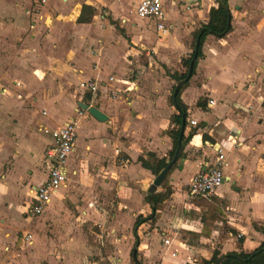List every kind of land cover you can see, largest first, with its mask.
Segmentation results:
<instances>
[{
    "label": "crops",
    "instance_id": "crops-1",
    "mask_svg": "<svg viewBox=\"0 0 264 264\" xmlns=\"http://www.w3.org/2000/svg\"><path fill=\"white\" fill-rule=\"evenodd\" d=\"M138 1L118 10V1L102 0V17L90 0H45L42 6L37 0H0V264H83L95 252L107 264H200L214 250L248 253L264 241V123L258 109L264 80L256 79L264 75V0H248L259 12L251 18L236 8L244 0H227L230 31L221 39L204 38L193 75L179 90L181 82L164 71L191 54L213 0H161L167 33L160 38L154 20L135 17ZM82 6L92 9L87 22L77 21L86 16ZM139 38L154 43L155 59L146 64L134 44ZM86 80L96 81L94 96L78 88ZM174 90L185 108L178 137L191 136L180 146L165 186L149 193L157 175L137 160L164 159L167 165L175 155L169 159V132L177 128ZM79 105L106 119L95 120ZM70 120H76V137L65 185L40 216L29 218V191L45 178V168L34 161L43 164L51 143L42 130ZM217 153L223 182L197 204L187 198V185ZM152 194L162 195L153 221L133 228L136 217L152 215ZM208 204L219 208L210 227ZM21 228L32 234L25 242L31 246L27 257L4 247ZM48 229L52 237L40 238Z\"/></svg>",
    "mask_w": 264,
    "mask_h": 264
},
{
    "label": "built area",
    "instance_id": "built-area-1",
    "mask_svg": "<svg viewBox=\"0 0 264 264\" xmlns=\"http://www.w3.org/2000/svg\"><path fill=\"white\" fill-rule=\"evenodd\" d=\"M181 3L184 4L183 0ZM45 0H37V5L42 6ZM185 8L188 7L185 5ZM106 13L104 12L103 15ZM102 15V17H103ZM134 15L138 19L154 20L155 31L159 38L167 33L164 24V14L161 0H139L134 6ZM112 80V78H109ZM78 88L83 92L94 96L97 91V83L94 80H86L78 84ZM2 91V88L0 87ZM212 105V101H208ZM259 121L264 123V97L258 103ZM193 124V122H190ZM51 138V143L43 155L45 178L42 183L30 189L26 215L29 218L40 216L51 199L64 187L66 182V160L73 151L76 137L75 121L70 120L53 131L42 130ZM222 155L217 153L211 162L200 164L197 171L190 178L186 189L187 198L191 201L206 199L214 196L223 182ZM121 165L126 161L121 160ZM163 245H168V240L162 241ZM174 254H172L173 256Z\"/></svg>",
    "mask_w": 264,
    "mask_h": 264
},
{
    "label": "trees",
    "instance_id": "trees-1",
    "mask_svg": "<svg viewBox=\"0 0 264 264\" xmlns=\"http://www.w3.org/2000/svg\"><path fill=\"white\" fill-rule=\"evenodd\" d=\"M214 7H211L208 11V19L207 22L202 25L197 33L194 36V42H196V46L193 48V51L191 54L186 58L181 60V65L186 68V71L184 74L177 75L175 77V74H172L170 78L172 80H175L176 82H181V84L178 86V90L186 84L187 80L193 75L196 62L199 58H201V45L203 43L204 38L207 35H211L217 39L223 38L229 31H230V25H229V12L227 8V0H213ZM86 11V12H85ZM81 12H85L86 16L78 18V22H87L90 19V14L92 12V9L87 6H82ZM171 105L176 109L177 115L173 118V123L176 125V129L169 132V135L172 139V150L169 153V159L172 158L176 146H177V139L178 134L180 131V120L185 118V108L180 103V100L178 98V93L175 94L174 97H170ZM191 136V132L187 135V140ZM185 138H181L180 140V146L185 143ZM147 158H152L150 155H147ZM179 156V153H178ZM141 167L150 171L152 175H157L165 166V160H155L153 159L151 162H149L147 159L139 158L137 160ZM167 179V175L163 179L161 186H165ZM162 195H155L152 194L149 197V204L151 208L152 215H150L148 218H141L140 216L136 217L133 228H136L140 224L146 222V221H153L154 218V210L155 205L158 201H160V198ZM211 198V197H210ZM199 204V201L196 202ZM207 206V213L208 216L205 220H207L208 227L211 226V223L213 221L212 218V212L213 211H219V208L217 205H211L208 204ZM205 224L203 225V229H205ZM203 231V230H202ZM203 235V234H202ZM135 249V243L134 247L130 252V256L133 258V252ZM135 254V253H134ZM132 264L135 263L134 260H132ZM200 264H264V241L259 244L255 249L248 253L244 252H228L225 254H219L217 250H214L211 253V256L208 260H201Z\"/></svg>",
    "mask_w": 264,
    "mask_h": 264
},
{
    "label": "rangeland",
    "instance_id": "rangeland-1",
    "mask_svg": "<svg viewBox=\"0 0 264 264\" xmlns=\"http://www.w3.org/2000/svg\"><path fill=\"white\" fill-rule=\"evenodd\" d=\"M111 1H118L117 2V5H116V8L118 10H120V9L121 10L129 9L130 6L128 4L130 3V1L132 2V0H108V2H111ZM90 2L93 3V5H95V6L98 7L96 9L94 8V14L95 15H97V13L100 14V12H101V15H103L104 12L107 13V10L102 7L103 6L102 5V0L101 1L100 0H90ZM235 4H236V8H237L238 11H241L242 9H244V11L246 12L245 17H247V18H251L252 16H254V14H258L259 13L258 10H257V7H254V5L252 4V2H248V0H244L241 3L238 2V3H235ZM91 14H92V12H91ZM85 15H86V13H85ZM106 15L107 14H105L103 16L106 17ZM135 20H136V18L132 14L131 17H130V21L135 22ZM114 24H115V27H116V30L117 31H119V30L120 31H123V29H121L119 27L118 21L117 22L115 21ZM103 28H105V26H103ZM170 31L168 30V32H170ZM123 34H124V31H123ZM138 35L139 34H136V36H138ZM123 37L126 38L127 37L126 34L123 35ZM126 40L129 43V38L128 37L126 38ZM153 40L155 42V36H154ZM134 44L136 45V49L139 51L138 56H139V61L141 63L146 64L147 58H153V59H155V55L151 53V48H153L154 43H153V45H151V44H149V42L146 41V39L139 38V40L137 41V43L134 41ZM91 51H92V49L89 50V52H91ZM146 53H149V57L148 56L147 57L145 56ZM90 54L91 55H95V52L93 51V53L91 52ZM82 60H83L82 63H84V64H86L87 61H88L85 57H82ZM181 60H183V59H181ZM250 62H253V61L250 60ZM79 64H81V63H79ZM231 64L233 66L232 69L238 70L240 67H242L244 69L243 66L237 65L235 63H231ZM185 71H186V68L183 67L181 65V62H180V64H178L177 67H174V68L171 67L169 70H167V71L165 70L164 72L166 73V75H169V73L172 72L173 74H175V77H176L178 75V73L184 74ZM132 75H135V74L133 73ZM171 75H169V76H171ZM135 76L137 77L138 75H135ZM244 76H242V77H244ZM251 78H253V77H251ZM259 78L260 79L263 78V80H264V75L258 74V77L256 79H259ZM245 80H246V77H245ZM23 93H24V91H23ZM37 93L38 92H35L34 91L31 96L33 98L37 99ZM77 112L79 113L80 111L78 110ZM75 122H76V120H75ZM76 132H77V134L79 133L78 134V138L81 140V138L83 137V131L81 129L80 130L78 129ZM80 142L81 141H79V143ZM37 166L38 167L42 166V168H44L43 164L40 165V162H38V160L37 161L35 160L34 161V167H37ZM37 169L38 168H36L35 170L37 171ZM39 179H40V175H39V171H37L36 172V175L34 176V180L38 181ZM96 230H98V229L96 228ZM24 232H27L26 228L25 229L24 228H21L20 231H18L17 233L12 234L10 236V238H8V239L6 238L8 240L7 242L9 243L10 246H7L6 245L4 247L9 248V250L11 252L12 251H17V252H19V254L24 255V256L27 257V255L29 253V250L31 249V246L30 245H26L25 242L27 243L30 240L29 239L30 238V235L29 234H31V233L28 232L29 234H27V233L24 234ZM42 232H44V231H42ZM52 235H53L52 230L48 229V231L45 232L44 234H42L40 236V238H46L48 240V237L50 238V237H52ZM10 240H12L11 243H10ZM21 245H23V246H21ZM20 249H22V250H20ZM50 254H52V253H50ZM86 259H87V261H84L83 264H107V262L105 260V257H104V255H103L102 252L100 254H98L97 252H95V253H89V255H87V258Z\"/></svg>",
    "mask_w": 264,
    "mask_h": 264
},
{
    "label": "water",
    "instance_id": "water-1",
    "mask_svg": "<svg viewBox=\"0 0 264 264\" xmlns=\"http://www.w3.org/2000/svg\"><path fill=\"white\" fill-rule=\"evenodd\" d=\"M176 93V90H174V94ZM83 110H85L90 116H92L95 120L102 122L104 121L106 118L100 113L98 112L95 108L93 107H89L87 108L84 105H79ZM184 122L182 120L181 122V129L183 128ZM181 134V133H180ZM180 136V135H179ZM180 149V137H178L177 140V148L175 150V155L173 156L172 160L160 171L159 174H157V176L154 178L153 182L151 183V185L149 186L148 192L152 193L158 186H160L162 180L164 179V177L166 176L171 164L174 163V161L176 160L177 157V153Z\"/></svg>",
    "mask_w": 264,
    "mask_h": 264
}]
</instances>
